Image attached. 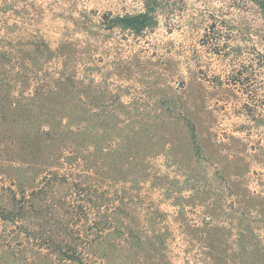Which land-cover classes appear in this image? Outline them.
I'll return each instance as SVG.
<instances>
[{
  "label": "rangeland",
  "instance_id": "374dc122",
  "mask_svg": "<svg viewBox=\"0 0 264 264\" xmlns=\"http://www.w3.org/2000/svg\"><path fill=\"white\" fill-rule=\"evenodd\" d=\"M262 5L264 0H0V182L31 187L41 176L35 165L45 150L47 113L57 116L60 109L62 48L91 45L85 59L92 70L95 164L112 179V193L126 194L119 200L126 224L143 236L160 216L172 264H213L183 224L202 225L207 207L216 206L217 223L231 230L218 261L226 259L227 247L240 252L237 241L246 228L237 211L264 201ZM135 16L150 21L139 34L120 22ZM136 108L187 112L184 125L159 123L172 144L138 168L148 178L163 177L162 184L146 178L135 188L130 182L141 174L126 166L124 153L127 112ZM120 179L126 182L115 183ZM252 226L264 245V218L255 214ZM92 254L99 264H124L140 255L128 252L116 231ZM0 264L63 263L4 223Z\"/></svg>",
  "mask_w": 264,
  "mask_h": 264
},
{
  "label": "trees",
  "instance_id": "16d2710c",
  "mask_svg": "<svg viewBox=\"0 0 264 264\" xmlns=\"http://www.w3.org/2000/svg\"><path fill=\"white\" fill-rule=\"evenodd\" d=\"M120 22L139 34L149 26L150 21L143 16H135L121 19ZM85 32L91 36L89 30ZM84 47L79 49L83 46L69 43L62 48L64 65L60 88L57 89L61 97L59 116L53 115V112L47 113L45 122L49 127L44 134L45 150L40 163L35 165L42 171L41 176L33 181L31 187L12 179L9 183L0 182V229L4 223L11 224L14 232L47 250L63 264H99V259L92 253L112 231L119 234L128 252L139 250L137 259L128 257V262L124 264H172L167 255L165 229L159 228L161 217L156 216L149 224L150 230L143 236L140 228L127 225L120 203L126 194L122 190L112 193L107 185L112 179L104 170L96 167L93 152L94 114L89 104L92 70L89 58L85 59L90 56L92 46ZM0 61L4 59L0 57ZM186 116L184 110L153 112L128 109L124 153L126 166L141 172L130 177L135 188L146 178L162 184L163 177L149 175L148 178L145 175L147 171L138 168L148 166L150 159L163 154L172 144L171 135L159 123L166 127L170 123L184 125ZM114 137L110 135L112 147H115ZM113 152L118 153L116 150ZM116 182L126 181L120 179ZM178 184L181 183L177 181L170 185L175 188ZM262 202L238 209V223L246 228L237 241L242 250L237 253L227 247L226 259L220 258L218 261L217 254L218 250L228 246L231 230L217 223L219 207H207L202 225L185 223L183 226L192 242L203 246V255L213 264H264V245L252 232L254 215L264 218ZM209 250L216 254L212 256Z\"/></svg>",
  "mask_w": 264,
  "mask_h": 264
}]
</instances>
